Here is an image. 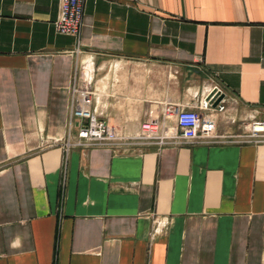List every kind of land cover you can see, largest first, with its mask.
<instances>
[{"label": "crops", "instance_id": "0c3cea01", "mask_svg": "<svg viewBox=\"0 0 264 264\" xmlns=\"http://www.w3.org/2000/svg\"><path fill=\"white\" fill-rule=\"evenodd\" d=\"M59 12L0 0V264H264V144L241 137L264 120V0H86L78 38ZM82 63L120 136L178 131L166 107L220 84L223 137L66 154Z\"/></svg>", "mask_w": 264, "mask_h": 264}, {"label": "built area", "instance_id": "2783aa9c", "mask_svg": "<svg viewBox=\"0 0 264 264\" xmlns=\"http://www.w3.org/2000/svg\"><path fill=\"white\" fill-rule=\"evenodd\" d=\"M86 0H60L59 17L55 22L56 30L61 34L78 38L81 34ZM96 90L93 88V75L86 64L76 66L70 89L69 114L70 126L78 123V141L73 143L69 134L63 143L67 154L74 145L110 146L119 149L133 141L166 144L169 142L215 143L223 136L217 132L216 115L227 110V92L215 84L204 94L201 100L192 106L169 105L168 116H176L178 131L170 127H161L157 121H146L141 124L137 136H120L117 129L100 118L93 107ZM166 129V130H162ZM241 134L244 142L264 144V120H252L245 124ZM60 141V140H56ZM56 142H49L52 146Z\"/></svg>", "mask_w": 264, "mask_h": 264}]
</instances>
